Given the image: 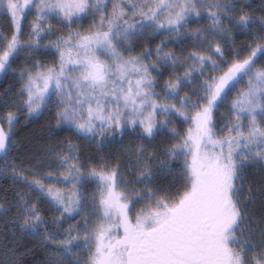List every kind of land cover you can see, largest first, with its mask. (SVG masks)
I'll return each mask as SVG.
<instances>
[{
  "label": "snow or ice",
  "instance_id": "6c2138e0",
  "mask_svg": "<svg viewBox=\"0 0 264 264\" xmlns=\"http://www.w3.org/2000/svg\"><path fill=\"white\" fill-rule=\"evenodd\" d=\"M0 21V264H264V0Z\"/></svg>",
  "mask_w": 264,
  "mask_h": 264
},
{
  "label": "trees",
  "instance_id": "16d2710c",
  "mask_svg": "<svg viewBox=\"0 0 264 264\" xmlns=\"http://www.w3.org/2000/svg\"><path fill=\"white\" fill-rule=\"evenodd\" d=\"M7 22L6 21H0V27H6ZM6 85H0V87H5ZM46 119V118H45ZM45 123V120H40L38 122H35L31 125V127H25L23 122L21 123V126L17 128V131L20 133V138L23 140L26 137H31L34 134L40 132L43 125Z\"/></svg>",
  "mask_w": 264,
  "mask_h": 264
}]
</instances>
